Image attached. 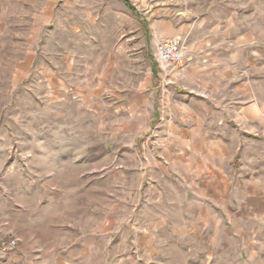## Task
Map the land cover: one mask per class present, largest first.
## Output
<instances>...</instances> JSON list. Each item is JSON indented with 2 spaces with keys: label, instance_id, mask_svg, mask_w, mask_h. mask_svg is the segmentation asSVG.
I'll list each match as a JSON object with an SVG mask.
<instances>
[{
  "label": "rangeland",
  "instance_id": "rangeland-1",
  "mask_svg": "<svg viewBox=\"0 0 264 264\" xmlns=\"http://www.w3.org/2000/svg\"><path fill=\"white\" fill-rule=\"evenodd\" d=\"M126 1L0 0V264H264V0ZM178 20L211 155L153 118Z\"/></svg>",
  "mask_w": 264,
  "mask_h": 264
},
{
  "label": "crops",
  "instance_id": "crops-1",
  "mask_svg": "<svg viewBox=\"0 0 264 264\" xmlns=\"http://www.w3.org/2000/svg\"><path fill=\"white\" fill-rule=\"evenodd\" d=\"M204 11H209V8L204 9ZM181 12H188L187 9H183ZM171 30L166 35L161 38H154L153 43L156 46L164 41H172L176 43H185L191 33L193 26L187 24V22H180L179 20L175 23L174 26L170 27ZM152 61L155 63V70L151 69V73L154 76L160 78L162 82H165L166 86H163V93L168 94L169 88L168 84L177 83L182 87L183 95L185 99L180 103L176 102L175 104H168L167 98L162 97L160 102V108L153 113V118L157 119L158 122L164 123L166 125L172 126L173 124H179L183 127L179 130V136L177 140H190V141H199L198 145H194L193 148L199 149V151L204 150L207 154L211 155L212 146L210 144L202 143L205 141L211 140V131L209 126L216 125L219 123H224L226 120L225 117V108L221 105L213 109L212 104L207 100H203V93L208 89V71L207 70H196L195 68L186 69L187 60L183 55V65L181 67H174L180 71L174 74H166L163 72H158L159 63L156 50L155 54L152 55ZM160 69V68H159ZM161 70V69H160ZM222 87V86H221ZM190 98V99H187ZM169 100V99H168ZM166 104V105H165ZM208 126V127H207ZM181 135V136H180ZM220 154H225L224 150H220ZM184 153L181 154L183 161ZM207 179L205 185H201V190L207 191V196L216 194L214 183ZM199 188V187H198Z\"/></svg>",
  "mask_w": 264,
  "mask_h": 264
},
{
  "label": "built area",
  "instance_id": "built-area-1",
  "mask_svg": "<svg viewBox=\"0 0 264 264\" xmlns=\"http://www.w3.org/2000/svg\"><path fill=\"white\" fill-rule=\"evenodd\" d=\"M156 54L158 60L168 66L181 67L183 65V52L178 43L164 41L157 45ZM16 243L14 241L0 242V250L7 252L14 250Z\"/></svg>",
  "mask_w": 264,
  "mask_h": 264
},
{
  "label": "trees",
  "instance_id": "trees-1",
  "mask_svg": "<svg viewBox=\"0 0 264 264\" xmlns=\"http://www.w3.org/2000/svg\"><path fill=\"white\" fill-rule=\"evenodd\" d=\"M123 2L126 4V5H128L129 6V2L128 1H126V0H123ZM130 7V6H129ZM130 9H131V11H134V9L132 8V7H130Z\"/></svg>",
  "mask_w": 264,
  "mask_h": 264
}]
</instances>
